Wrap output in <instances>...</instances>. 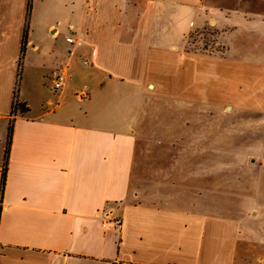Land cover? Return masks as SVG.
Listing matches in <instances>:
<instances>
[{"label": "crops", "instance_id": "0c3cea01", "mask_svg": "<svg viewBox=\"0 0 264 264\" xmlns=\"http://www.w3.org/2000/svg\"><path fill=\"white\" fill-rule=\"evenodd\" d=\"M242 1L0 0V264H264L234 210L177 192L181 167L153 152L158 131L172 149L206 131L176 121L202 115L191 93L168 94L159 123L155 89L182 71L207 10Z\"/></svg>", "mask_w": 264, "mask_h": 264}, {"label": "rangeland", "instance_id": "374dc122", "mask_svg": "<svg viewBox=\"0 0 264 264\" xmlns=\"http://www.w3.org/2000/svg\"><path fill=\"white\" fill-rule=\"evenodd\" d=\"M234 9L230 15L207 10V26L189 37L193 54L185 58L182 71L172 83L155 89L154 107L161 115L168 94L197 95L202 115L176 121L191 131L188 136L196 127L206 131L188 148L176 149L158 131L153 152L181 167L186 178L176 182L177 192H182L178 186L191 184L190 196L200 195L209 207L222 204L225 215L234 212L247 226L246 233L264 243V0H243ZM190 103L189 108L197 107ZM158 119L166 126V117Z\"/></svg>", "mask_w": 264, "mask_h": 264}, {"label": "trees", "instance_id": "16d2710c", "mask_svg": "<svg viewBox=\"0 0 264 264\" xmlns=\"http://www.w3.org/2000/svg\"><path fill=\"white\" fill-rule=\"evenodd\" d=\"M25 45H26V36L24 37V41H23V46H25ZM23 49H24V47H23ZM28 111H29V109L26 107L25 104L19 103V101L16 100V104L14 105V108H13V114L15 116L25 115ZM11 131H12V129H10V131H9V139L7 141V146H6V150H5V163H4V167L2 170L1 183H0V202L2 201L4 188H5V184H6V173H7V165H8V157H9V149H10L11 133H12ZM0 214H1V210H0Z\"/></svg>", "mask_w": 264, "mask_h": 264}, {"label": "built area", "instance_id": "2783aa9c", "mask_svg": "<svg viewBox=\"0 0 264 264\" xmlns=\"http://www.w3.org/2000/svg\"><path fill=\"white\" fill-rule=\"evenodd\" d=\"M67 42L70 44H73V43H75V39L73 37H68ZM83 63H84V65H88L87 61H84ZM51 78H52V85H53L54 91H61L67 83V75L62 69H58V70L53 71ZM15 104H16V102H15ZM112 222H113L115 228H117V229H119L122 225V221L119 218H114L112 220ZM103 226L105 227L106 224H103Z\"/></svg>", "mask_w": 264, "mask_h": 264}]
</instances>
